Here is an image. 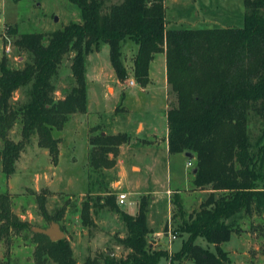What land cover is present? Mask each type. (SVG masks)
Returning a JSON list of instances; mask_svg holds the SVG:
<instances>
[{
    "label": "trees",
    "instance_id": "trees-1",
    "mask_svg": "<svg viewBox=\"0 0 264 264\" xmlns=\"http://www.w3.org/2000/svg\"><path fill=\"white\" fill-rule=\"evenodd\" d=\"M68 1L78 8L80 22H70L47 35L31 33L17 38L14 45L31 56L22 69H10L6 59L0 62V139L4 144L0 158L4 174H13V163L33 134L57 163L58 140L53 132H59L70 115L87 110L86 57L107 45L115 76L124 82L128 73L121 48L130 40L137 46L133 81L142 88L150 83L154 56L165 55L166 82L177 102L166 112L168 153L193 156V186L209 191V195L189 214L182 211L178 197L174 199L173 217H179L180 223L171 233L186 239L171 257L167 251L151 247L148 205L143 198L134 216L121 211L111 193L84 202L79 216L84 228L93 224L92 210L108 208L118 213L126 235L116 241L126 254L117 258L109 251L87 257L81 264H158L168 257L171 264H232L222 245L240 232L242 220L261 217L263 224L257 228L264 239V129L251 142L247 126L251 114L264 119V0H243L240 28L200 29H167L164 0H123L106 12L103 0ZM70 54L75 85L65 98L55 100L51 80ZM27 86L28 100L13 107V94ZM18 119L22 141L14 144L6 133ZM125 141L126 136L120 134L90 136L91 168L111 167L109 154L114 155ZM1 209L5 225L0 233L9 227L26 228L9 215L3 202ZM61 214L51 217L50 222L58 223ZM31 233L36 264H77L67 239L51 242L44 235ZM198 238L207 247L196 244Z\"/></svg>",
    "mask_w": 264,
    "mask_h": 264
},
{
    "label": "rangeland",
    "instance_id": "rangeland-1",
    "mask_svg": "<svg viewBox=\"0 0 264 264\" xmlns=\"http://www.w3.org/2000/svg\"><path fill=\"white\" fill-rule=\"evenodd\" d=\"M122 1L103 0V11ZM164 7L167 29L240 28L243 25V0H164ZM70 22H80V13L68 0H0V62L6 59L10 69H22L31 61V56L14 45L17 38L31 33L47 35ZM136 50L132 41L123 43L121 60L128 73L124 82L115 76L107 45L86 57L87 110L70 115L63 128L53 132L58 140L57 163L47 149L38 145L36 134L14 161L13 174H4L0 158V214L3 202L11 217L26 224L24 229L9 227L0 233V264H36L31 229L47 228L51 223L49 219L61 211L57 224L77 264L109 251L112 256L124 257L126 252L116 241L126 235L118 213L108 208L92 210L93 224L88 228H84L79 219L84 202L105 198L109 193L115 197L119 193L127 195L125 205L119 209L128 214H135L136 205L143 198L152 222H148V227L151 232H160L152 236L150 242L167 251L169 257L181 249L185 236L174 234L176 239L169 242V232L180 223L179 217H173L174 199L178 197L182 211L189 214L199 209L209 191L194 188V161L187 167L185 154H168L163 144L164 117L177 104L164 78L163 55L154 56L149 87L142 90L132 75ZM72 56L64 57L51 80L55 100L65 98L75 85ZM130 81L134 82L133 86L129 85ZM29 88H20L13 94L10 100L13 107L18 108L28 100ZM247 126L250 141L255 142L264 129V119L251 114ZM21 130L22 123L18 119L7 131L6 138L14 144L21 142ZM99 134L125 135L126 141L108 157L111 167L94 170L89 161V138ZM3 145L0 139V152ZM4 223L0 217V228ZM261 224L263 219L258 216L242 220L240 232L222 245L232 264H264V239L257 228ZM196 244L207 247L201 238ZM169 257L158 264H171Z\"/></svg>",
    "mask_w": 264,
    "mask_h": 264
},
{
    "label": "water",
    "instance_id": "water-1",
    "mask_svg": "<svg viewBox=\"0 0 264 264\" xmlns=\"http://www.w3.org/2000/svg\"><path fill=\"white\" fill-rule=\"evenodd\" d=\"M56 20L57 19L55 18V21ZM185 157H187L188 159H193V156L188 153L185 154ZM195 173H196V169H193L192 174ZM31 231L35 234L46 236L51 242H57L64 238L63 231L60 229L59 225L55 222H51L49 226L45 229L36 227V228H32ZM110 255L112 256L113 253H111Z\"/></svg>",
    "mask_w": 264,
    "mask_h": 264
},
{
    "label": "crops",
    "instance_id": "crops-1",
    "mask_svg": "<svg viewBox=\"0 0 264 264\" xmlns=\"http://www.w3.org/2000/svg\"><path fill=\"white\" fill-rule=\"evenodd\" d=\"M5 23L3 22V25H4ZM160 55H163V61H162V63H161V66H162V70H163V73H164V78H165V80H166V64H165V55L164 54H160ZM154 60H155V57H154V59L152 60V62L150 63V67H149V79L151 80V78H152V66H153V62H154ZM147 87H149V86H146V87H144V88H142L141 87V89L142 90H145V89H147ZM165 118V121H166V116L164 117ZM152 134V133H151ZM163 144H165V148H166V151L168 152V148H167V127H166V137L164 138V140H163ZM169 154V153H168ZM109 156H110V154H109ZM108 156V157H109ZM154 158H156V155H154ZM156 160V159H155ZM193 161V159H188V162H187V164L190 162H192ZM187 166V165H186ZM188 167V166H187ZM192 168V167H191ZM116 203H117V200H116ZM135 203V202H134ZM125 205V204H124ZM136 205V204H135ZM117 206L119 207V206H122V205H118V203H117ZM136 209H138V204L136 205ZM137 212V211H136ZM136 212H135V214H136ZM135 214H130V215H132V216H134ZM148 222L151 224L152 222H150V218H148ZM160 234V232L159 231H154V232H152L151 234H150V238L152 237V236H154V235H159ZM175 239H176V237H175ZM174 239V240H175ZM158 245V244H157ZM159 246H160V244H159ZM151 247L153 248V249H158V250H161L160 248H156V244H153L152 242H151ZM173 254H174V252H172ZM177 264H180V263H177ZM182 264H189V263H182ZM233 264H235L234 262H233Z\"/></svg>",
    "mask_w": 264,
    "mask_h": 264
},
{
    "label": "built area",
    "instance_id": "built-area-1",
    "mask_svg": "<svg viewBox=\"0 0 264 264\" xmlns=\"http://www.w3.org/2000/svg\"><path fill=\"white\" fill-rule=\"evenodd\" d=\"M129 85H130V86H133V85H134V82H133V81H130V82H129ZM187 166H188V167L191 166V163L189 162V163L187 164ZM116 200H117L118 205H124L125 202H126V200H127V195H126L125 193H119V194L117 195V197H116ZM169 234H170L169 242H171L172 240L175 239V235H171V232H169Z\"/></svg>",
    "mask_w": 264,
    "mask_h": 264
}]
</instances>
